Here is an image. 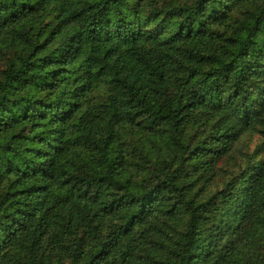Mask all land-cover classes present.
<instances>
[{
	"label": "trees",
	"instance_id": "trees-1",
	"mask_svg": "<svg viewBox=\"0 0 264 264\" xmlns=\"http://www.w3.org/2000/svg\"><path fill=\"white\" fill-rule=\"evenodd\" d=\"M0 264H264V0H0Z\"/></svg>",
	"mask_w": 264,
	"mask_h": 264
}]
</instances>
